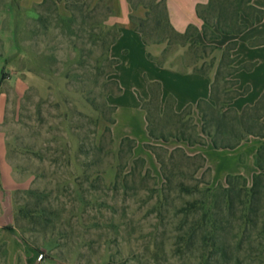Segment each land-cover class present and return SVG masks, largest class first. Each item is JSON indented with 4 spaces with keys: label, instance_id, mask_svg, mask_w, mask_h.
Wrapping results in <instances>:
<instances>
[{
    "label": "rangeland",
    "instance_id": "rangeland-1",
    "mask_svg": "<svg viewBox=\"0 0 264 264\" xmlns=\"http://www.w3.org/2000/svg\"><path fill=\"white\" fill-rule=\"evenodd\" d=\"M131 1L150 6L140 25L146 41L167 43L155 61L213 73L221 108L233 94L228 63L236 59V41L223 45L222 37L256 14L253 0H208L200 11L214 27L203 34L200 18L198 36L189 39L170 31L162 5ZM84 2L0 0V264H9L16 237L15 264H264L261 222L247 231V251L237 245L238 223L222 211L214 231L224 250L214 258L210 225L191 235L205 206L223 207L210 197L226 186L212 154L230 153L224 145L239 133L235 110L221 109L222 116L203 103L177 115L154 88L141 109L156 138L146 120L145 127L119 124L115 134V67L101 42L88 39L102 28L94 23L105 19L106 2ZM234 20L230 33L217 29Z\"/></svg>",
    "mask_w": 264,
    "mask_h": 264
},
{
    "label": "crops",
    "instance_id": "crops-1",
    "mask_svg": "<svg viewBox=\"0 0 264 264\" xmlns=\"http://www.w3.org/2000/svg\"><path fill=\"white\" fill-rule=\"evenodd\" d=\"M37 1L39 0H26L28 4ZM207 1L164 0L165 15L174 31L183 34L189 26H194L197 32L192 37L196 38L201 27L197 5H204ZM105 2L112 10L108 20L118 29V36L109 49V55L118 60L114 75L121 88L115 108V134L120 131L119 124L129 125L133 120L141 122L145 127L141 99L147 100L150 97V82L160 84L162 105L166 99L171 98L176 113H181L188 106H195L201 99L210 100L213 73L201 72L193 67L181 70L172 65L169 59L161 64L155 61L156 57L163 54L167 43H145L141 32L137 30L136 20L146 18L150 11L148 4H135L128 0ZM252 3L260 13H256L251 19L241 20L247 25L242 32L222 37L223 45L231 40L236 41V59L233 63L236 71L233 75L235 89L239 94L229 105L237 113L246 106L255 104L264 92V0H253ZM262 143L264 137L249 136L248 140L230 149L228 154L213 153L217 177H226L228 174L252 176L257 172L255 154ZM213 150L217 151L215 148ZM203 154L207 156V153ZM20 245L18 237L13 243H8L9 264H15L14 249Z\"/></svg>",
    "mask_w": 264,
    "mask_h": 264
},
{
    "label": "trees",
    "instance_id": "trees-1",
    "mask_svg": "<svg viewBox=\"0 0 264 264\" xmlns=\"http://www.w3.org/2000/svg\"><path fill=\"white\" fill-rule=\"evenodd\" d=\"M65 1L68 3L69 0H65ZM128 1L132 3L131 0H128ZM155 1L156 0H153L154 5L156 6L162 5L163 11H164L165 22L171 32L177 35H180L182 37L183 36L188 37V39L196 34L197 32L196 29H195L196 32L188 34V31L194 26H189L183 34H179L175 32L166 18L164 0H158L157 2ZM72 2H73L72 5L74 7H78L77 3H81V5L85 3L84 0H72ZM209 7H211L210 1H208V3L204 5H200V4L197 5V15L199 18L202 19V22H203L202 23L203 34L206 33L208 28L214 27V26H211L208 15L205 14L203 11H200L201 8L206 10ZM79 9L81 10V7H79ZM103 9L106 12L105 19L102 22L94 23V25L96 26L101 25L102 28L100 29V32L98 34H94L91 29L90 33L88 34V39L91 40L94 37L95 40H99L101 42V46L104 47L106 50L105 58H106L107 63L110 65V67L111 66L115 67L118 60L112 58L109 55V49H110L111 44L116 40L118 36V29L114 25H108L107 23H105L106 19H108L110 15L112 14L111 8L105 3L103 5ZM149 10H150V6H149ZM254 10H255V13H260V10L257 8H254ZM149 12H147L146 18L136 20L137 30L141 32L145 43H148V42L144 38L145 35L141 31L140 25L143 21L147 19ZM221 12H222V9L220 10V13L218 14V16H222ZM237 24L238 23L235 20L233 22H230L229 25L226 24L225 26L228 27L227 30L224 26L222 25L220 26L219 24H217V29H219L223 33H230V31H232L233 28L237 26ZM246 27H247L246 24L241 25L240 29L235 31L236 34L242 32ZM105 30L107 32H105ZM105 36L109 37V39L106 40ZM233 62L234 60L228 63V65L233 68L232 73H231L232 75L236 71V68L233 67ZM113 73H115V69L113 70ZM214 81L215 80H213L211 84L210 100L201 99L195 104V107L200 108L203 103H206L209 105L212 111H215L217 114H222V116H224L223 112H221V109L231 108L229 105L230 102L235 96L239 94L238 91L235 89L236 82L234 80L233 86L231 87L233 88L232 89L233 94L230 96L226 95L227 96L226 99L220 103L222 107L218 108L217 106L218 98H216L213 93ZM114 82L117 85V93H119L121 91V88L116 79L114 80ZM154 88L156 90L155 96L157 97V101L160 102L161 89H160V84L158 82H150L148 84L150 98L154 95V90H153ZM229 89L224 88V91L227 92ZM145 102L146 100H141V107L143 110L145 109ZM188 108L192 109L193 106H188ZM215 108L216 110H214ZM176 114L179 115L181 113H176ZM235 115H236V119L239 125V133H235L233 135V137L235 138L234 143L230 145H224V147L231 148V149L235 148L236 146H238L240 141L246 140L249 136H257V137L263 138L264 137V92L255 104L246 106L240 113H237L235 111ZM149 118L150 117L148 115V112H146L145 120L148 125L147 131L149 132L151 137H155L154 133L152 132V129L149 127V123H150ZM205 121L206 119L203 118V122ZM160 138H163V137H160ZM123 141H128L130 143V149L134 148V141L132 139L125 137ZM212 143H213V146L217 147L216 141H213ZM140 161L142 162V159ZM255 164L257 167V172H255L252 176L251 185L250 186L248 185L246 178L241 174H228L225 178L226 186L220 190L219 195L211 194L210 196L211 198L220 197L222 199V204H223L222 209L219 210V209H216L215 207L210 208V207L205 206L203 203V207L205 206L206 208L203 209V212L201 213L200 216L197 217V219L195 220L194 226L191 228V235L194 236L198 232L200 231L202 232L201 223H204V226L206 229H207L208 224L210 225V229H212V231L210 234L209 233L208 234L212 240V242L209 245L210 246L209 250H211L210 252H211L212 258H214L217 255V252H223L224 250V248L221 247L217 242L219 235L218 234L216 235L214 231L218 227H220V223L222 220V217L220 216H221L222 211H225L226 214H228V216L230 215V217L236 220V223H238V233L237 234L240 236L239 238L240 241H238L237 245L242 246L243 244H247L248 246L247 251L252 250L249 247L251 246L250 245L251 240L249 238V235L247 234L248 229L255 227L259 222H261L262 224L261 231H262V234H264V143H262L256 151ZM194 203L196 204V202ZM201 238L205 242L204 244H208L205 235H202Z\"/></svg>",
    "mask_w": 264,
    "mask_h": 264
}]
</instances>
